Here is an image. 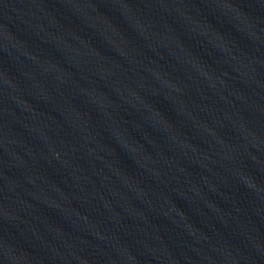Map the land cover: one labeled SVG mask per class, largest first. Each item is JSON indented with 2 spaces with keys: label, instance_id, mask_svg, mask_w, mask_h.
Here are the masks:
<instances>
[{
  "label": "water",
  "instance_id": "obj_1",
  "mask_svg": "<svg viewBox=\"0 0 264 264\" xmlns=\"http://www.w3.org/2000/svg\"><path fill=\"white\" fill-rule=\"evenodd\" d=\"M0 264H264V0H0Z\"/></svg>",
  "mask_w": 264,
  "mask_h": 264
}]
</instances>
